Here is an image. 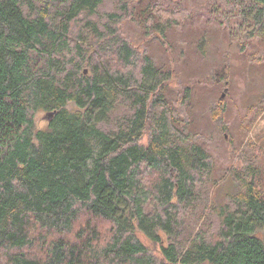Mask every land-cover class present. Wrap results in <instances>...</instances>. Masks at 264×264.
Here are the masks:
<instances>
[{
	"label": "trees",
	"instance_id": "1",
	"mask_svg": "<svg viewBox=\"0 0 264 264\" xmlns=\"http://www.w3.org/2000/svg\"><path fill=\"white\" fill-rule=\"evenodd\" d=\"M105 1L0 0V264H264L256 175L222 209L218 240L185 226L211 159L163 99L168 69L120 39L117 14L103 29L88 22L91 41L72 46L74 25ZM249 1L252 39L264 0ZM110 40L116 59L101 52ZM121 102L130 115L105 130ZM137 232L163 242L161 261Z\"/></svg>",
	"mask_w": 264,
	"mask_h": 264
},
{
	"label": "rangeland",
	"instance_id": "2",
	"mask_svg": "<svg viewBox=\"0 0 264 264\" xmlns=\"http://www.w3.org/2000/svg\"><path fill=\"white\" fill-rule=\"evenodd\" d=\"M256 10L249 0H106L95 16L82 17L72 29L76 47L82 39L91 41L88 22L103 29L112 24L109 15L117 14L120 23L113 26L120 39L168 69L163 99L176 110L184 135L204 147L211 159V169L198 186L200 199L184 216L185 226L193 234L203 231L207 241L219 239L220 213L235 208L230 197L243 189L251 179L247 176L256 175L264 194V34L252 39L249 34L257 28ZM160 29L166 30L165 41ZM101 48L105 59H116L117 46L111 40ZM129 107L122 103L103 128L117 130L130 115ZM49 120L46 112H39L36 129H45ZM137 235L161 261L163 242Z\"/></svg>",
	"mask_w": 264,
	"mask_h": 264
},
{
	"label": "flooded vegetation",
	"instance_id": "3",
	"mask_svg": "<svg viewBox=\"0 0 264 264\" xmlns=\"http://www.w3.org/2000/svg\"><path fill=\"white\" fill-rule=\"evenodd\" d=\"M224 78H219L217 79L218 82H221Z\"/></svg>",
	"mask_w": 264,
	"mask_h": 264
},
{
	"label": "water",
	"instance_id": "4",
	"mask_svg": "<svg viewBox=\"0 0 264 264\" xmlns=\"http://www.w3.org/2000/svg\"><path fill=\"white\" fill-rule=\"evenodd\" d=\"M52 116V114H50V117Z\"/></svg>",
	"mask_w": 264,
	"mask_h": 264
}]
</instances>
